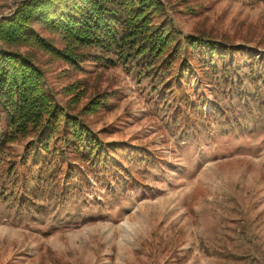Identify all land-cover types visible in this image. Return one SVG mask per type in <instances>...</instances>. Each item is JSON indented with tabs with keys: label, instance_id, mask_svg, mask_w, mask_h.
<instances>
[{
	"label": "rangeland",
	"instance_id": "rangeland-1",
	"mask_svg": "<svg viewBox=\"0 0 264 264\" xmlns=\"http://www.w3.org/2000/svg\"><path fill=\"white\" fill-rule=\"evenodd\" d=\"M18 1L0 0V16ZM160 2L154 21L181 46L151 65L113 55L74 67L18 47L55 102L90 128L91 147H117L116 156L92 152L99 165L116 157L143 171L110 182L82 143L63 142L65 126L47 143L31 132L1 144L0 264H264V85L252 79L261 74L256 53L264 61V0ZM202 35L243 49L223 59L184 40ZM72 83L81 91L74 103L63 91ZM95 100L96 111L81 110Z\"/></svg>",
	"mask_w": 264,
	"mask_h": 264
},
{
	"label": "trees",
	"instance_id": "trees-1",
	"mask_svg": "<svg viewBox=\"0 0 264 264\" xmlns=\"http://www.w3.org/2000/svg\"><path fill=\"white\" fill-rule=\"evenodd\" d=\"M162 10L160 0H19L8 15L0 16V145L14 142L31 132L47 143L52 134L59 133L65 126L68 137L65 136L63 142L66 145L69 141L70 144L72 141L82 143L81 149H87L88 157L95 159L93 162L101 169L100 175L105 177L104 170L109 169L106 176L109 181H138L142 168L136 170L134 165L119 163L114 157L117 147L104 148L98 144L91 147L92 144L88 143V137L92 136L90 128L83 123L79 114L64 112L63 107L55 102L44 85L41 68L18 47L41 50L74 67L87 56L92 59L101 56L111 62L113 55L124 62L143 58L146 66L151 65L170 45L181 46L180 42H173L175 30L168 27V23L154 21ZM33 24L56 34L63 46H55L50 39L39 34ZM184 40L190 45L204 47L209 53L215 52L223 59L229 49L232 52L243 49L203 35L187 36ZM91 50H97L98 54ZM257 54L261 57V74L255 73L252 79L264 85L263 53ZM225 59L229 61V66L233 65V58ZM228 80L227 83L231 85L233 76ZM77 87L72 83L63 88L65 93H74L72 103L81 94ZM235 97L238 103L243 101L241 93L236 92ZM100 104L99 100L89 101L81 110L87 114L93 113ZM70 137L73 139L69 140ZM102 148L112 152L114 156L110 157L117 162L111 158L109 164L99 165L97 155L92 156L91 153H97ZM131 150L142 152L147 151L148 147ZM124 152L122 160L125 159ZM112 167L116 168L113 173ZM48 177L51 181V174Z\"/></svg>",
	"mask_w": 264,
	"mask_h": 264
}]
</instances>
